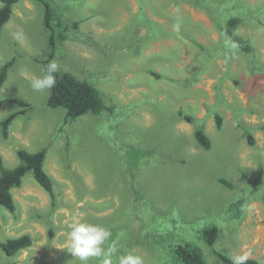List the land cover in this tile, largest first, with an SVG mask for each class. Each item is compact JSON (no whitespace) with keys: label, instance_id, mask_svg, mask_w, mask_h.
I'll list each match as a JSON object with an SVG mask.
<instances>
[{"label":"rangeland","instance_id":"rangeland-1","mask_svg":"<svg viewBox=\"0 0 264 264\" xmlns=\"http://www.w3.org/2000/svg\"><path fill=\"white\" fill-rule=\"evenodd\" d=\"M53 1L79 23L54 55L59 71L93 84L109 110L67 122L47 106L51 90H32L48 32L43 7L20 0L0 32V69L15 59L0 101L28 107L6 137L0 129V156L13 169L19 150L45 149L54 202L24 177L15 212L0 209V245L22 235L32 245L11 260L0 248V264H80L67 253L74 219L110 229L116 255L145 264H182L175 250L184 243L207 264H223L214 251H251L264 264V0H204L209 11L191 0ZM230 16L251 52L219 31ZM20 110L3 103L0 121ZM197 126L209 150L197 144ZM209 226L218 228L212 248L202 241Z\"/></svg>","mask_w":264,"mask_h":264},{"label":"trees","instance_id":"trees-1","mask_svg":"<svg viewBox=\"0 0 264 264\" xmlns=\"http://www.w3.org/2000/svg\"><path fill=\"white\" fill-rule=\"evenodd\" d=\"M35 3L43 7V24L48 32V56L40 61L42 66L46 65L49 61L55 60L54 55L57 48L67 39L69 31H76L79 23L68 20L64 14L55 8L53 0H33ZM196 5L202 6L209 11V4L204 0H191ZM20 0H0V32L3 27L10 21L13 15L14 6ZM208 4V5H207ZM218 4V3H217ZM227 14L229 9L225 11ZM240 19L237 17H228L221 26L218 27L219 31L225 34L229 39L234 42L238 49L244 52H251V47L245 44L237 34L236 29L239 25ZM216 24V23H215ZM14 60L6 62L0 69V88L4 85L8 70L14 64ZM56 85L51 89L50 95L47 100V106L50 109H63L65 111V120L75 121L80 117L87 114L99 115L109 108L104 103L103 96L93 84L88 81H79L72 74L58 71L56 74ZM9 102L16 104L21 110L14 112L0 121V129L3 135H8L9 127L16 117L24 114L28 103L10 98L0 101V108L3 103ZM182 121L193 124L191 117L183 116L180 113ZM216 125L218 129L222 125V119L216 116ZM194 137L197 144L204 150H209L211 147V140L205 134L201 126H197L194 131ZM251 141V139H250ZM252 142V141H251ZM139 153V152H138ZM134 154V153H133ZM19 164L13 168L8 169L3 164V159L0 156V209L13 214L16 210V204L13 198V190L22 187L23 179L31 173L37 185L49 196L50 200L54 202L53 181L50 176L44 171V162L46 158V150L42 149L37 152L31 153L26 150H19L17 152ZM221 184L226 187L230 185L221 180ZM133 194L136 199L139 195L133 189ZM137 194V195H136ZM218 238V228L209 226L202 231V241L206 246L212 248ZM32 245V238L30 235H22L17 238H10L1 243L0 248L2 252L11 260L16 257L21 251L28 249ZM175 254L182 264H207L202 250L197 246L184 243L176 248ZM214 254L223 264H231L228 256L214 251ZM7 264H14L10 261ZM247 264H261L256 260L249 259Z\"/></svg>","mask_w":264,"mask_h":264},{"label":"clouds","instance_id":"clouds-1","mask_svg":"<svg viewBox=\"0 0 264 264\" xmlns=\"http://www.w3.org/2000/svg\"><path fill=\"white\" fill-rule=\"evenodd\" d=\"M17 39H23L19 33ZM59 71V64L56 60L49 61L41 68V74L33 76L30 87L33 91L43 92L51 90L56 85V73ZM112 233L110 229L92 224L83 220H73L68 225L66 234L67 253L80 261V264H88L90 259L100 261V264H145L143 257L134 255L130 251L117 254L115 242L109 243ZM251 251L229 257L231 264H247L251 258Z\"/></svg>","mask_w":264,"mask_h":264}]
</instances>
